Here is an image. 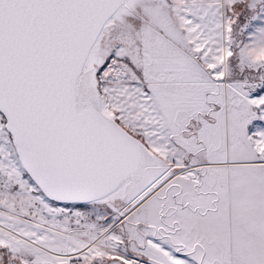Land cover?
I'll return each mask as SVG.
<instances>
[{
	"label": "snow or ice",
	"instance_id": "6c2138e0",
	"mask_svg": "<svg viewBox=\"0 0 264 264\" xmlns=\"http://www.w3.org/2000/svg\"><path fill=\"white\" fill-rule=\"evenodd\" d=\"M0 264H264V0H0Z\"/></svg>",
	"mask_w": 264,
	"mask_h": 264
}]
</instances>
